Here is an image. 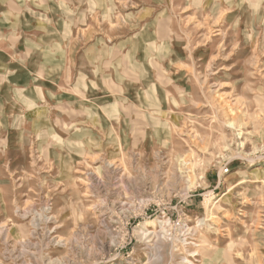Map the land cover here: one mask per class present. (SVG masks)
I'll list each match as a JSON object with an SVG mask.
<instances>
[{"label":"rangeland","instance_id":"374dc122","mask_svg":"<svg viewBox=\"0 0 264 264\" xmlns=\"http://www.w3.org/2000/svg\"><path fill=\"white\" fill-rule=\"evenodd\" d=\"M155 1L100 11L136 34L117 93L0 129V264H264V2Z\"/></svg>","mask_w":264,"mask_h":264},{"label":"crops","instance_id":"0c3cea01","mask_svg":"<svg viewBox=\"0 0 264 264\" xmlns=\"http://www.w3.org/2000/svg\"><path fill=\"white\" fill-rule=\"evenodd\" d=\"M110 1L107 0L106 4V0H0V129L13 130L20 126L16 121L19 124L27 122L32 115L37 116L41 125V116L46 114V103L53 92L56 98L57 95L62 97L64 91H71L72 101L75 99L72 91L83 95L100 91L96 97L90 98L94 103L81 101L83 105H78V109L87 103L102 104L105 91L117 93V84L111 89L112 81L122 80L121 75L125 72L120 68L119 58L126 44L134 43L136 34L128 39L114 36V41L110 40V35L121 32V26L110 24L106 27L98 21L99 17L107 16L104 11L110 7ZM96 2L101 4L97 6ZM112 3L114 10L121 4L124 11L128 10L127 0ZM103 8L104 11L100 12ZM132 12L129 15L135 18L148 14L154 16L147 25L151 40L156 43L161 29L156 11L140 5ZM123 14L128 15L122 12L119 16ZM99 26H104L107 32L102 33L103 29L99 28L102 30L100 35ZM136 47L129 44L126 54H133ZM127 70L129 72V67ZM78 103L80 101L75 99V104ZM104 106V110L111 107L110 104ZM53 111L56 116L61 115L57 109ZM75 111L79 113L77 109L65 110L69 113ZM56 116L53 122L61 124L53 126L62 127V117ZM4 141L8 146L15 143L13 138H0V145H4Z\"/></svg>","mask_w":264,"mask_h":264},{"label":"bare ground","instance_id":"6f19581e","mask_svg":"<svg viewBox=\"0 0 264 264\" xmlns=\"http://www.w3.org/2000/svg\"><path fill=\"white\" fill-rule=\"evenodd\" d=\"M116 160H117V159H116ZM108 165L111 166L110 163H109ZM117 168H118V167H117ZM110 169H111V168H110ZM260 169H261V167L258 166V167H256V168H253L252 171L257 172V171L260 170ZM114 170H116V169L114 168L113 171H114ZM122 170H123V168H122ZM121 173H122V172H121ZM107 178H108V177H107ZM95 179H96V178H95ZM131 179H132V178H131ZM237 181H238V180H236V181L233 182V183H230V184H229V188H228V190H230L231 188H233V186H234L236 183L241 182V181H238V182H237ZM261 182H262V181H261ZM234 183H235V184H234ZM259 183H260V182H259ZM132 184H133V183H132ZM96 185H97V184H94V186H96ZM94 186H93V187H94ZM144 200H145V199H144ZM48 218H50V217H48ZM149 233H150V232L147 231L146 228H142V229H141V237H142V238H144V239L147 238V237L149 236ZM156 235H157V234H156ZM141 237H140V238H141ZM160 237H162V236H160ZM189 263H191V262H189V261L187 260L186 257L182 258V264H189Z\"/></svg>","mask_w":264,"mask_h":264}]
</instances>
